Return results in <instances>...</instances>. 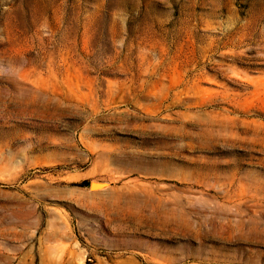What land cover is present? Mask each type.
Instances as JSON below:
<instances>
[{"label":"rangeland","instance_id":"1","mask_svg":"<svg viewBox=\"0 0 264 264\" xmlns=\"http://www.w3.org/2000/svg\"><path fill=\"white\" fill-rule=\"evenodd\" d=\"M0 264H264V0H0Z\"/></svg>","mask_w":264,"mask_h":264},{"label":"trees","instance_id":"2","mask_svg":"<svg viewBox=\"0 0 264 264\" xmlns=\"http://www.w3.org/2000/svg\"><path fill=\"white\" fill-rule=\"evenodd\" d=\"M88 183H87V181H83L82 183H81V185H87Z\"/></svg>","mask_w":264,"mask_h":264},{"label":"water","instance_id":"3","mask_svg":"<svg viewBox=\"0 0 264 264\" xmlns=\"http://www.w3.org/2000/svg\"><path fill=\"white\" fill-rule=\"evenodd\" d=\"M94 185H95V184L93 183V184H92V187H94Z\"/></svg>","mask_w":264,"mask_h":264}]
</instances>
